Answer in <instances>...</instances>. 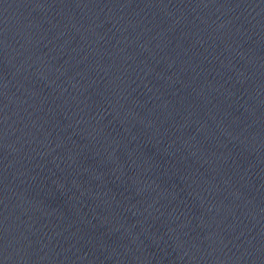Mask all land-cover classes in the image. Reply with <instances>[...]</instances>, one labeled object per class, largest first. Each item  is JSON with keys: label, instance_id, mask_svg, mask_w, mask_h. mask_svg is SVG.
<instances>
[{"label": "water", "instance_id": "1", "mask_svg": "<svg viewBox=\"0 0 264 264\" xmlns=\"http://www.w3.org/2000/svg\"><path fill=\"white\" fill-rule=\"evenodd\" d=\"M0 264H264V0H0Z\"/></svg>", "mask_w": 264, "mask_h": 264}]
</instances>
